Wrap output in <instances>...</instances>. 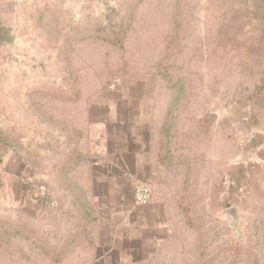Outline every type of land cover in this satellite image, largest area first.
Instances as JSON below:
<instances>
[{
    "label": "rangeland",
    "instance_id": "rangeland-1",
    "mask_svg": "<svg viewBox=\"0 0 264 264\" xmlns=\"http://www.w3.org/2000/svg\"><path fill=\"white\" fill-rule=\"evenodd\" d=\"M21 1L0 7V264H264L263 2ZM127 107L155 136L175 114L160 207L90 199V123Z\"/></svg>",
    "mask_w": 264,
    "mask_h": 264
},
{
    "label": "crops",
    "instance_id": "crops-1",
    "mask_svg": "<svg viewBox=\"0 0 264 264\" xmlns=\"http://www.w3.org/2000/svg\"><path fill=\"white\" fill-rule=\"evenodd\" d=\"M21 2V0H0V7L13 8L16 11L22 7V4L19 5ZM6 20L8 22L9 18L7 17ZM7 22L5 24L2 20L0 24L5 26ZM5 33L6 30L3 31L1 28L0 72L4 70L6 73L9 68V49L8 45L2 46ZM149 122H152L150 116L134 113L130 107H127L125 112H109L99 121L90 123V128L95 131L92 142L96 149L91 152V157L88 164H84V169L90 171L88 184L91 193L90 199L94 203L99 200H114L124 202L125 205L127 196L131 194L132 204H134L133 189L135 184L139 182L148 183L154 189L156 186L160 188L161 177L166 170L160 166L158 154L154 147L157 143V136L154 135L153 129L155 125L153 126L152 123L151 129ZM149 131L151 132L149 133ZM131 145L138 146V148H131ZM94 181V185L97 186L95 190H92L91 184ZM166 201V197L159 196L149 206L160 207L162 206L161 203ZM115 206L117 205H112L113 215L120 212ZM130 216L131 214H129ZM102 222L104 223L103 220ZM99 241V247L103 250L101 240L98 239Z\"/></svg>",
    "mask_w": 264,
    "mask_h": 264
},
{
    "label": "trees",
    "instance_id": "trees-1",
    "mask_svg": "<svg viewBox=\"0 0 264 264\" xmlns=\"http://www.w3.org/2000/svg\"><path fill=\"white\" fill-rule=\"evenodd\" d=\"M263 2L264 7V0H257ZM230 2L233 4V7H236V5L244 4L246 3V0H230ZM255 2V1H252ZM240 8V7H238ZM231 23L230 20H226L224 24H222L219 28L218 34L221 35L226 28H229V25ZM233 40H237V38H233ZM175 117V114H169L166 123L162 129V132L158 133L157 136V144L155 146V151L158 154V161L162 168L164 169H170L173 166H176V163L178 162V155L176 153V150L174 149V144L172 143L173 138H170V131L173 129V124L170 121L173 120ZM172 127V128H171ZM6 159L4 160V162ZM3 162V163H4ZM190 183L188 182L186 184V189L182 192L179 200V205L182 206L184 209L188 207V204H184L185 200L188 198L190 194ZM189 187V188H188ZM87 193L84 190V202H87ZM227 205H225V208ZM87 218H85L84 221V249H90L93 250V252L99 251V242H98V233L100 229V215L96 214L94 211H89L86 214Z\"/></svg>",
    "mask_w": 264,
    "mask_h": 264
},
{
    "label": "built area",
    "instance_id": "built-area-1",
    "mask_svg": "<svg viewBox=\"0 0 264 264\" xmlns=\"http://www.w3.org/2000/svg\"><path fill=\"white\" fill-rule=\"evenodd\" d=\"M154 187L148 183L139 182L134 186L133 194L135 204L138 206H147L153 198Z\"/></svg>",
    "mask_w": 264,
    "mask_h": 264
}]
</instances>
